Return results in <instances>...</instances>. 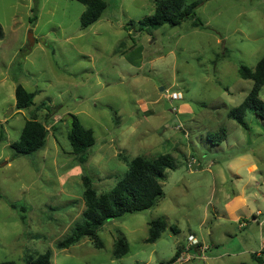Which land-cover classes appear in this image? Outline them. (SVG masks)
Instances as JSON below:
<instances>
[{
	"label": "rangeland",
	"instance_id": "1",
	"mask_svg": "<svg viewBox=\"0 0 264 264\" xmlns=\"http://www.w3.org/2000/svg\"><path fill=\"white\" fill-rule=\"evenodd\" d=\"M105 1L101 19L82 28L86 8L76 0H0V264L48 251L52 264H258L264 119L248 112L241 126L228 114L252 90L241 65L254 69L264 57V0H186L199 3L201 25L151 32L130 22L153 15L154 0ZM18 85L37 94L35 105L17 110ZM71 115L95 132L84 164L68 140ZM33 117L48 127L47 143L16 155L12 144ZM222 129L225 139L216 137ZM162 154L175 168L158 205L106 222L100 248L90 237L57 248L82 221L86 177L108 192L130 159ZM156 219L167 228L147 243ZM121 236L129 252L116 259Z\"/></svg>",
	"mask_w": 264,
	"mask_h": 264
},
{
	"label": "trees",
	"instance_id": "2",
	"mask_svg": "<svg viewBox=\"0 0 264 264\" xmlns=\"http://www.w3.org/2000/svg\"><path fill=\"white\" fill-rule=\"evenodd\" d=\"M85 6L80 24L82 28H88L98 22L108 8L105 0H76ZM154 14L137 22H130V27L137 26L140 30L151 32L164 25L175 27L183 21L192 19L193 25L198 27L201 22L195 18L198 2L187 3L186 0H154ZM36 17L31 18V20ZM4 38V30L0 25V40ZM243 79L253 82L252 90L244 102L229 111V117L237 121L241 126H247L245 116L248 112H254L264 119V101L259 98V93L264 87V57L257 63L254 69L241 65L239 69ZM35 92H30L22 85L16 87V108L25 110L35 105ZM41 108L46 107L42 103ZM49 135L48 127L37 118L26 121L18 141L12 144L16 155L28 156L42 150ZM3 132L0 133V139ZM226 138V131L221 130L216 137ZM72 151L79 156V162L84 164L88 156L84 157L87 151L95 143V132L86 128L79 118L71 115L70 130L68 133ZM175 168V161L172 155H158L153 158L137 156L128 161V170L118 179L116 185L108 192L99 193L94 187L93 180L89 177L84 181L85 209L82 214V221L78 222L72 233L63 241L57 244L58 249H68L79 244L84 238L90 237L97 247L103 243L98 237V231L109 220L121 218L128 213H138L153 208L159 204L163 196L162 180L167 170ZM13 209L17 205L10 203ZM149 238L147 243H154L159 240L166 230L168 223L164 219H156L149 223ZM175 232L178 229L172 226ZM179 248L171 263L178 261L181 257ZM129 252V243L126 237L121 236L115 243L113 257L120 259ZM264 255V251H262ZM50 251L37 257H27L26 264H52ZM258 264H264V259L259 255L255 256ZM1 264H17L15 261H6Z\"/></svg>",
	"mask_w": 264,
	"mask_h": 264
},
{
	"label": "built area",
	"instance_id": "3",
	"mask_svg": "<svg viewBox=\"0 0 264 264\" xmlns=\"http://www.w3.org/2000/svg\"><path fill=\"white\" fill-rule=\"evenodd\" d=\"M178 98H180L179 94H174V95H173V99H178ZM201 257H202L204 260L207 259L206 257H204V255L201 256Z\"/></svg>",
	"mask_w": 264,
	"mask_h": 264
},
{
	"label": "water",
	"instance_id": "4",
	"mask_svg": "<svg viewBox=\"0 0 264 264\" xmlns=\"http://www.w3.org/2000/svg\"><path fill=\"white\" fill-rule=\"evenodd\" d=\"M34 42H35V40H34L33 36L30 35V45L33 46Z\"/></svg>",
	"mask_w": 264,
	"mask_h": 264
}]
</instances>
